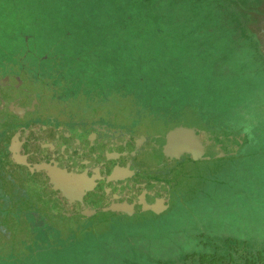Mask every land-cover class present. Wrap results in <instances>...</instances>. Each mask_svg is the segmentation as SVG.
Masks as SVG:
<instances>
[{"label":"rangeland","instance_id":"1","mask_svg":"<svg viewBox=\"0 0 264 264\" xmlns=\"http://www.w3.org/2000/svg\"><path fill=\"white\" fill-rule=\"evenodd\" d=\"M101 2L121 7L124 14L147 17L148 31L123 37L149 36L157 43L189 36L187 40L205 44L204 51L203 47L193 49L202 59L178 53L180 61H193L173 70L178 91L185 93L182 98L186 95L195 101L202 97L206 103L207 113H198L190 103L182 122L197 126L208 116L207 122L216 131H204L210 143L179 159L184 166L181 171L172 170L175 179L171 184L149 183L150 176L132 184L88 183L72 191L81 211L63 197L43 199L42 208L22 198L10 214L12 223L19 226L24 215L35 213L45 222V244H54L57 253L53 257L63 264H201L198 257H188L201 248L214 255L206 264H237V251L246 256L255 250L246 246L237 250V243L225 241L264 245V0H139V5L124 0H0V29L6 31L7 23L20 15L35 16L43 11L56 14L59 18L53 20L64 23L70 7L86 12ZM136 21L140 25V17ZM29 89L23 96L14 92L0 101L8 105L19 102L13 108L21 119L34 117L36 110L39 115H51L60 109L52 90L37 84ZM64 98L67 105H60L68 112L85 117L96 110L93 99L69 94ZM114 103L99 110L108 119L105 122L132 127L131 112ZM165 173L162 169L156 176ZM24 185L21 190L26 192ZM124 187H131L132 198L119 203L127 191H112ZM33 188L27 190L36 198ZM95 188H99L100 198H85ZM142 191L152 195L145 198ZM158 195L164 197L146 205Z\"/></svg>","mask_w":264,"mask_h":264},{"label":"trees","instance_id":"2","mask_svg":"<svg viewBox=\"0 0 264 264\" xmlns=\"http://www.w3.org/2000/svg\"><path fill=\"white\" fill-rule=\"evenodd\" d=\"M124 1L140 4L139 0ZM138 17L140 25H137ZM143 17L136 12L124 14L121 7H110L104 2L86 12L70 7V13L63 19L65 24L54 21L59 17L52 12L18 16L7 23L6 31L0 29V33H4L0 41V99L16 90L26 94L33 82L52 90L53 99L63 105H67L64 98L67 94L93 99L95 111L85 117L77 114L96 123L108 125L105 122L108 119H104L99 110L112 101L118 103L131 112L132 127L115 124L113 120V125L109 126L136 136L164 134L178 126L201 132L216 131L213 124L207 122L208 116L200 121L197 119L198 127L182 122V115L189 112L190 103L198 113H207L206 103L202 97L195 101H190L186 95L182 98L185 93L178 91L177 72L173 70L193 61H180L178 53L202 59L193 49L203 47L204 51L205 44L201 40H187L189 36L178 42L164 38L156 43L157 39L148 35L144 39H128L134 32L149 30L147 17ZM127 33L128 38L122 36ZM174 44L178 49H174ZM215 114H209V118ZM230 119L237 124V120ZM211 121L218 122L217 119ZM179 162L181 160L176 161ZM161 171L150 170L149 173L156 176ZM38 219L30 212L15 227L10 216L6 219L0 216V264H63L53 257L54 252L57 253L54 244H45V222ZM225 243H237V250L239 246L255 250L246 256L237 251V264H264V245ZM211 256L214 255L206 248L188 255L198 257L201 264L211 262Z\"/></svg>","mask_w":264,"mask_h":264},{"label":"flooded vegetation","instance_id":"3","mask_svg":"<svg viewBox=\"0 0 264 264\" xmlns=\"http://www.w3.org/2000/svg\"><path fill=\"white\" fill-rule=\"evenodd\" d=\"M57 104L60 109L51 115H39L40 113L36 112L30 119H21L13 105L0 101V216H10L21 204L22 198L28 199L33 207L42 208L43 199L63 197L69 206L74 202V209L81 211V203H77L72 191L88 183L102 182L86 181L80 185L77 173L69 175L55 169V155L51 150L53 141L48 134L58 133L59 146L62 149L65 144L68 146L67 149L64 148V152L69 151L74 159L88 162L95 157H101L113 144L114 138L104 132L114 133L117 129L105 123H96L92 119L81 118L77 113L66 111L60 103ZM92 133L99 136L95 141L88 140ZM134 140L132 142L139 158L147 157L150 162L163 158L157 145H145L138 139ZM122 159L124 163L121 168L133 167L140 163L129 161L128 152L123 154ZM23 185L26 192L21 190ZM30 186L34 187L36 198H32L30 190H27ZM97 192H100L99 188L92 190V194L85 198H100Z\"/></svg>","mask_w":264,"mask_h":264},{"label":"water","instance_id":"4","mask_svg":"<svg viewBox=\"0 0 264 264\" xmlns=\"http://www.w3.org/2000/svg\"><path fill=\"white\" fill-rule=\"evenodd\" d=\"M16 93L18 96H23L21 90H16ZM104 133L109 137L114 138L111 147L108 148L107 152L101 154L102 158L95 157L92 161L83 162L74 159L70 155L69 151L64 152V148L67 149L68 147L67 144H65L62 149L58 143L57 136L59 134L50 132L48 135L53 141L51 150L55 155L54 168L59 171L66 172L69 175L77 173L80 185H83L86 181L94 180L117 183L129 181L132 184L134 182L136 183V181L145 176L149 177L148 173L150 170L163 169L167 171V174L165 173L160 177H149V183L156 182L158 184H171L175 179L172 174V170L178 169L181 171L184 166L182 161L179 163H175V161L179 160L182 156L189 155L190 151H193V149L195 150L196 148L204 147V145L210 143L204 132H199L194 128L188 129L181 126L175 127L167 133L154 136H147L145 134L136 136L123 130H117V132L114 133L105 131ZM98 137V135L92 133L88 140L95 141ZM134 139H138L141 143L144 142L145 145H157L161 149L163 158L155 159L151 162L147 157L139 158L136 147L132 142ZM228 141L232 142L231 140ZM127 152L129 161L140 163L138 165H134L133 167L121 168L124 163L122 156L123 154L126 155ZM112 166H115L114 170H110ZM119 190H124L128 193V195L123 199L120 198L121 200H119V203H124L132 198L131 187L117 188L112 192H118ZM141 193L145 198L152 195V193L148 191H142ZM162 197H164V195H158L156 199L148 200L146 205H152L155 201L160 200Z\"/></svg>","mask_w":264,"mask_h":264}]
</instances>
